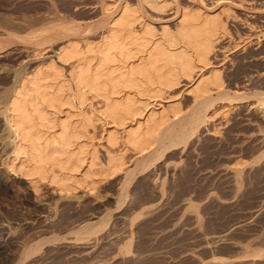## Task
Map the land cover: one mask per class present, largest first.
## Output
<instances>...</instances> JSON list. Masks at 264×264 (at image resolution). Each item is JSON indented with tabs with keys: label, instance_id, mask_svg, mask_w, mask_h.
Returning a JSON list of instances; mask_svg holds the SVG:
<instances>
[{
	"label": "rangeland",
	"instance_id": "1",
	"mask_svg": "<svg viewBox=\"0 0 264 264\" xmlns=\"http://www.w3.org/2000/svg\"><path fill=\"white\" fill-rule=\"evenodd\" d=\"M106 2L112 11L114 0ZM181 4L186 11H210L226 26L206 72L215 68L228 78L245 56L264 50V0ZM104 5L103 0H0V264H264V210L256 211L264 203V111L255 99L233 105L219 100L202 129L161 158L162 149L159 157L145 158L122 143L111 147L95 119L82 142L97 156L96 169L105 165L107 153L123 150L129 169L100 178L95 190L90 179L71 190L48 180L35 186L20 171L28 161L13 163L15 136L3 97L12 75L55 61L68 77L72 65L61 63L57 53L74 37L84 50L86 39L100 43L103 30L86 26L103 16ZM149 15L157 31H175L182 19L175 6ZM190 86L183 79L159 110L179 103L190 112L195 104ZM86 105L89 115L103 108L93 94ZM249 117L251 125L245 126ZM89 229L100 231L91 235Z\"/></svg>",
	"mask_w": 264,
	"mask_h": 264
},
{
	"label": "bare ground",
	"instance_id": "2",
	"mask_svg": "<svg viewBox=\"0 0 264 264\" xmlns=\"http://www.w3.org/2000/svg\"><path fill=\"white\" fill-rule=\"evenodd\" d=\"M106 1L103 16L86 26L95 32L103 30L100 43L86 39L84 50L74 37L57 53L61 63L72 65L68 77L53 60L32 71L27 67L16 70L11 87L5 89L7 120L15 136L13 163L28 161L20 171L35 186L39 180H48L61 190H71L90 179L95 190L102 178L129 172L124 150L107 153L105 165L96 169L97 156L88 154L87 143L82 142L95 119L111 147L122 143L145 158L164 151L161 158L180 143H188L187 136L202 129L219 100L233 105L255 99L264 111V92L259 91L264 89V67L257 62L261 60L264 66V50L245 56L228 78L215 68L206 72L210 55L226 31L220 16L186 11L181 0H114L112 11ZM171 6L176 7L181 22L175 31H157L149 10L164 13ZM183 79L191 85L195 102L191 111L184 113L179 103L159 110L166 95ZM88 94L103 102V108L96 113L92 109L91 115L84 110ZM244 122L250 126L252 120L249 117ZM109 123L115 126L113 131L107 130ZM261 132L263 149L264 128ZM260 210L264 203L256 211Z\"/></svg>",
	"mask_w": 264,
	"mask_h": 264
}]
</instances>
